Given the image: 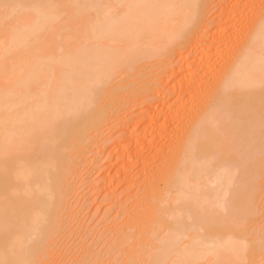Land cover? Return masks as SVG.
I'll list each match as a JSON object with an SVG mask.
<instances>
[{"label": "bare ground", "instance_id": "bare-ground-1", "mask_svg": "<svg viewBox=\"0 0 264 264\" xmlns=\"http://www.w3.org/2000/svg\"><path fill=\"white\" fill-rule=\"evenodd\" d=\"M213 2L0 0V264H45L66 213L80 223L67 205L71 177L111 118L128 127L138 100L141 135H158L157 161L137 174L139 199L112 231L115 264H264V228H246L263 189L264 0L235 2L225 46L192 53L196 69L173 84L174 100L156 93L169 59L199 45ZM97 254L106 264L108 252Z\"/></svg>", "mask_w": 264, "mask_h": 264}, {"label": "rangeland", "instance_id": "rangeland-1", "mask_svg": "<svg viewBox=\"0 0 264 264\" xmlns=\"http://www.w3.org/2000/svg\"><path fill=\"white\" fill-rule=\"evenodd\" d=\"M218 1H221V2H218ZM218 1L214 0L215 9H213L214 7L212 8L213 5H211L210 7L211 9H209L211 13L207 15L209 19H206V22L197 31L198 33L196 35V40L199 43V45L195 43L196 46L191 45V46H194V48L189 46V48H185L184 50H182L184 51L181 53L182 57L184 58L186 56L188 59L182 60L183 59L182 58L181 60H177L178 57H175V56L169 59L170 62H168V66L164 69L163 71L164 73H162V75L163 74L165 75L162 76V79H159V82H160L159 88H158L159 92H156V93L158 94V96L159 94L163 93L159 97L165 95V93L166 94L168 93L166 97L169 100L171 99L170 101L176 98V95L179 93L178 92L179 90L177 91L176 90L177 88H175V91H177L175 92L172 86H174L178 82V79L181 76L189 72H194V69H196V67H194V65L191 64L190 59L192 58V53L198 54V51H199L198 47L204 48L205 46V47H212V48L215 47V49H218L219 47L222 48L225 46V43H224L225 36L232 34V31H233V29H230L231 28L230 26H232L234 23L232 15L234 14L235 11H239L238 7L236 9L232 6L235 5V2H239L240 3L239 6L243 5L244 2H248V0H239V1L234 0L233 2L232 0H218ZM240 1L241 2L244 1V2L241 3ZM230 6H231V9H233L234 11L232 10L231 12L230 10L227 11V9H230ZM224 10L227 12H223ZM221 13L224 17H226L228 21H225V18L221 16ZM218 15H220V17ZM215 16L219 18V20H217L216 23L214 20L218 18H216ZM227 17L228 18L230 17L232 20L229 21ZM211 19L213 20L211 21ZM221 20L222 22L220 23ZM223 25L225 29L223 28ZM227 25H230L229 26L230 28ZM221 31H223V33ZM218 32H221V33H218ZM200 33L203 34L201 35L202 37L200 36L198 37ZM218 36L221 39H219ZM200 40H202L203 42ZM184 54H189V55L187 56ZM184 63L185 65L188 63L185 68L187 70L183 68L185 67ZM188 66H191V67H188ZM177 69L178 70L180 69L179 70L180 73L179 71H177ZM197 72H196V75L198 76L200 75L201 70H197ZM160 88L162 90H160ZM169 90H173L170 92L171 94H169ZM168 96H170V98ZM134 105L135 106H132L134 108L133 110L129 108V110L125 111V112L131 113L134 115V116L132 115L133 117L130 120L127 128H121L119 125L120 121L115 122V119L117 118H111L106 123V126L103 129L101 137H104V138H100L99 136V139L97 141L98 143L95 142L96 146L94 145V147L90 146L88 147L89 149L87 148L85 152V158L87 159L86 163L92 160V158L94 157L93 155L96 154V151L98 152L100 147L103 148L104 146H106V148H103V150H101L103 152L100 151L101 153L97 155L99 156L97 161L94 159L92 160L93 163L96 161L95 164L91 165V167H94L92 168V170L90 169L91 167L89 166V164H86V163H85L84 168L90 167L89 168L90 170L89 169L86 170V168L85 170H82L83 166L80 167L83 173H85V171L89 173L87 176L88 180L87 179L86 180L90 182L93 181L92 183H90L92 184V186L91 185L89 186V183L83 179L85 178V176L82 175L77 178V175L79 176V174L82 173L80 168H79L80 173L77 172L75 173V176L73 174V176L71 177V178H74V179L76 178V179L72 180V184H71L72 191L68 195L67 205L68 207L71 206V208L74 210H77V209L80 210L79 214H81L80 216L81 221L80 223L79 221H77L76 222L77 224H75L74 220H72L71 218L70 219L67 218V216L70 213L67 210L68 213H66L65 215L66 216L65 232L61 238L62 242H60L61 239H59L58 243L60 242V244L57 246L58 249L57 248L53 249L52 254L49 255L48 258H45L43 263L45 264H49V263L50 264H62V263L63 264H74V261H76L78 258H82L86 256L88 251H91L92 255H90V257L87 256V259L89 258V260H87L89 263L86 262L87 264H103L105 262V260L102 261L101 259H99L101 256L97 254L99 251L102 254L106 253V251L108 252L109 256H108L107 262L112 261L114 264L116 260L118 262V259L114 257L116 256V254H114L113 251L117 252V249H116L117 238L119 239V236L117 235V232L115 233L118 237L112 231L115 229V227L118 228V226H120L122 223H124V221L127 220L128 209L130 208V206L132 205L134 201L139 199V195L137 192L138 190L137 182L138 180H140V175L138 178L137 174L140 173L143 167L145 166H146V170L151 169V171L152 170L154 171L155 166H156L155 163L157 161L154 158L153 153L157 151L155 143L157 142L158 135H154V134L152 135L151 132H148L151 130H148L146 133L142 135L140 133L142 132L141 131L142 124L140 126L139 114L143 112L145 103H140V101L138 100L137 103ZM120 113H124V110H122ZM162 122H163V118L160 116L158 118L157 123H162ZM114 124H116V126ZM110 125H112V127ZM113 125L115 128L113 127ZM107 126H110V128H108ZM112 128L114 129L112 130ZM136 139L137 140L140 139L141 141L137 142L133 146L132 143L135 142ZM105 140H107V144L104 143L103 145L99 146V144L104 142ZM148 141L151 142L150 147H147L146 145H144L145 144L144 142H148ZM91 145H93V143ZM110 145H112V147ZM143 148H144L145 154L147 153L152 154V156L150 157L151 159L148 158L146 161V158H143V159L139 158L138 160H136L135 158L131 157V152H133L134 149L137 151L138 149H143ZM121 168H124V171L121 170ZM84 182H87L85 183V186H84ZM262 182L263 184L261 188L263 189H257L255 191V193L259 192L257 193V195H255L256 198L254 200L256 214H254L253 216L257 218V222L256 220L249 222L248 226L246 227V228L249 227L248 230L250 233L252 232V236L254 234H257V232L261 234V230L264 228V176L260 179L258 183H262ZM88 187H91V188L93 187V188L91 189ZM81 201L82 202L84 201L85 204L81 203ZM81 204L82 205L84 204V205L81 207L80 206ZM79 206L81 209H79ZM73 225L75 226L74 229H73L74 227ZM78 229H80L79 233L77 232ZM72 230L74 231L72 232ZM84 235H85L84 239L82 238L83 241L82 239H81L82 242L79 241L80 240L79 238H81L80 236H84ZM82 247H87L88 250H82ZM83 251H86L85 255L83 254L84 253Z\"/></svg>", "mask_w": 264, "mask_h": 264}]
</instances>
